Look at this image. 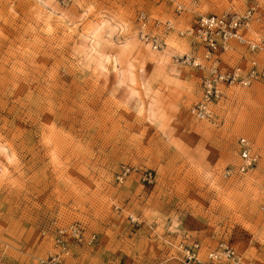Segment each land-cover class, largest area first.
Listing matches in <instances>:
<instances>
[{"label": "rangeland", "instance_id": "374dc122", "mask_svg": "<svg viewBox=\"0 0 264 264\" xmlns=\"http://www.w3.org/2000/svg\"><path fill=\"white\" fill-rule=\"evenodd\" d=\"M250 6L264 33V0H0V242L10 264H44L53 220L96 233L69 240L66 264H201L226 245L237 264H264V81L233 87L218 123L198 119L189 107L207 69L184 54L204 59L205 47L174 33L154 51L136 24L140 9L185 28ZM234 47L220 54L223 68L246 61ZM241 135L260 158L224 177Z\"/></svg>", "mask_w": 264, "mask_h": 264}, {"label": "built area", "instance_id": "2783aa9c", "mask_svg": "<svg viewBox=\"0 0 264 264\" xmlns=\"http://www.w3.org/2000/svg\"><path fill=\"white\" fill-rule=\"evenodd\" d=\"M176 9L182 13L186 9L183 3L177 2ZM257 8L250 6L239 12L227 10L222 13H204L188 27L181 30L176 28L175 22L152 16L145 9L138 10L136 24L139 35L146 41H150L154 49H161L165 44L168 32L176 29L180 35H188L192 40L201 43L205 47L204 59L194 57L191 53H185V60L195 66L207 69V74L202 78L201 95L189 107L190 113L201 120L216 124L220 121V104L229 96L235 86H249L256 81H264V33H259L252 25L257 17ZM237 45L244 51L241 56L245 62L239 61L230 68H223L220 54L235 48ZM238 160L233 166L227 167L224 177L236 174H245L253 168L259 158L260 152L252 139L245 135L239 136ZM129 167H124L123 173L127 174ZM54 233V249L40 258L44 264H66V258L71 253L70 239L75 242L91 243L96 239V233H87L86 224L76 220L68 224L52 221ZM46 234L48 229L43 230ZM2 242V241H1ZM0 242V264H10L6 254L8 244ZM195 257L194 254H192ZM233 246H224L223 249H215L208 252L205 259H199L201 264H223L222 258L234 260L237 257Z\"/></svg>", "mask_w": 264, "mask_h": 264}, {"label": "bare ground", "instance_id": "6f19581e", "mask_svg": "<svg viewBox=\"0 0 264 264\" xmlns=\"http://www.w3.org/2000/svg\"><path fill=\"white\" fill-rule=\"evenodd\" d=\"M171 19L175 22L176 28H178V24H177V22L175 21V19H173V18H171ZM183 29H185V28L181 27V30H183ZM137 32H138V27H137ZM174 33H177V34H178V32H177L176 29H174V30H172V31H170V32L167 33V35H166V37H165V44L162 46L161 49H154V48L152 47V45H151V42H150V41H146V40L143 39L140 35H139V38L143 41L144 44L149 45L150 48H151L152 50H154V51H160V50L164 49L166 46H168V43H169V41H170V38H172V36H173ZM138 34H139V32H138ZM179 35H180V34H179ZM184 36H187V35H184ZM94 54H95V53H94ZM116 59H117V58H116ZM143 77H144V76H143ZM238 86H240V85H238Z\"/></svg>", "mask_w": 264, "mask_h": 264}]
</instances>
